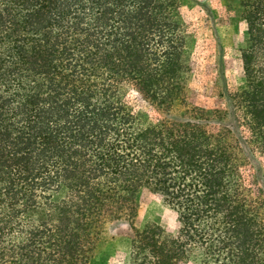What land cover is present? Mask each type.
Listing matches in <instances>:
<instances>
[{
	"label": "trees",
	"instance_id": "16d2710c",
	"mask_svg": "<svg viewBox=\"0 0 264 264\" xmlns=\"http://www.w3.org/2000/svg\"><path fill=\"white\" fill-rule=\"evenodd\" d=\"M234 1L244 82L209 110L178 0H0V264H89L121 220L124 264H264V0ZM143 187L175 236L132 224Z\"/></svg>",
	"mask_w": 264,
	"mask_h": 264
},
{
	"label": "rangeland",
	"instance_id": "374dc122",
	"mask_svg": "<svg viewBox=\"0 0 264 264\" xmlns=\"http://www.w3.org/2000/svg\"><path fill=\"white\" fill-rule=\"evenodd\" d=\"M172 9L175 21L184 24L185 50L188 54L187 104L209 110H230L222 95L223 83L231 94H237L244 82V70L239 45L247 25L242 10L234 0H178ZM224 70V75H220ZM140 113L152 114L155 109L145 100L135 99ZM186 104L175 106L172 114L179 115ZM228 121L232 123L231 116ZM243 127V123H242ZM246 134V129L242 128ZM256 156L260 157L256 152ZM264 187V183H262ZM137 213L132 219L135 227L150 225L162 229L163 235L175 236L178 228L177 213L173 206L154 198L146 188H141L136 198ZM127 220L107 223V231L95 241V249L89 264H124L130 260L127 236L130 233ZM182 264H199L191 253Z\"/></svg>",
	"mask_w": 264,
	"mask_h": 264
}]
</instances>
